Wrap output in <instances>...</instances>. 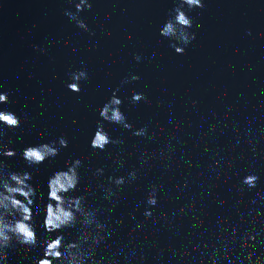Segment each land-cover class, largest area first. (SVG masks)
Here are the masks:
<instances>
[{
  "label": "clouds",
  "instance_id": "clouds-1",
  "mask_svg": "<svg viewBox=\"0 0 264 264\" xmlns=\"http://www.w3.org/2000/svg\"><path fill=\"white\" fill-rule=\"evenodd\" d=\"M86 0H80L76 5L77 10H82ZM91 8V4H86ZM187 6L189 10L202 8V0H180L179 6L174 9L171 16L161 29V35L173 38L182 44L190 43L194 34H189L188 29L192 27L191 17L184 11ZM75 18V17H73ZM78 27L86 28L83 21H77ZM177 54H183L184 48L173 45ZM139 61L140 57L137 56ZM18 78V77H17ZM139 77L133 76L132 79ZM87 79L86 71H79L72 74V81L67 85L70 91L80 92L79 81ZM133 102L145 99L142 93H134ZM8 103V94L0 93V104ZM122 101L115 95L102 107L99 115L103 121L120 124L125 128L131 125L126 123L125 115L120 111ZM0 126L7 128L20 127V119L15 113L7 110H0ZM146 133V128L137 132V135ZM0 135L3 132L0 131ZM110 143H115L102 124H98L90 146L94 149L103 151ZM58 144V146H57ZM68 141L61 137L58 142L29 145L22 151V158L29 167L38 166L46 160L53 159L59 155L60 149L67 147ZM6 157H14V149L6 150L3 153ZM82 162L79 159L73 161L66 169L54 172L47 182V203L37 205L40 193L33 183L31 172L5 171L7 165L0 161V259H6L8 251L14 249L16 244L32 249L41 246L36 230L35 207H40L43 213L44 229L49 233L61 232L65 228L73 227L77 223L78 216L81 217L80 223L85 231L80 233L78 240L65 242L63 236L49 238L44 241L43 255L38 257L34 264H88L90 252H86L82 244H86L91 238L87 229L96 224L94 216L87 214L84 208V198L69 196L68 193L75 192L80 182L78 168ZM99 174L103 169H98ZM134 177V174H132ZM111 179V178H110ZM258 177L248 175L243 179V183L249 187H255ZM124 178L119 177L114 183L119 186L124 183ZM157 203L155 193L149 199L148 204L154 206ZM151 215V212H146Z\"/></svg>",
  "mask_w": 264,
  "mask_h": 264
}]
</instances>
